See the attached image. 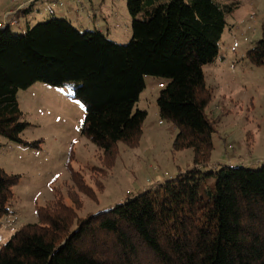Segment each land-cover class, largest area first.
<instances>
[{
	"label": "trees",
	"instance_id": "obj_1",
	"mask_svg": "<svg viewBox=\"0 0 264 264\" xmlns=\"http://www.w3.org/2000/svg\"><path fill=\"white\" fill-rule=\"evenodd\" d=\"M125 3L132 23L124 45L54 16L19 35L10 24L0 25V136L40 149V141L22 138L30 124L23 119L18 92L37 83L65 87L84 107L81 134L101 152L104 179L118 144L139 145L147 112L136 105L145 77H153L161 85L159 117L177 129L173 148L190 150L192 167L78 218L77 194L95 197L83 174L73 169L75 155L69 150L73 206L60 194L38 206V223L23 225L0 245V264H264V165L210 164L215 129L206 114L211 93L203 69L216 63L226 17L237 5L222 0ZM247 57L264 67V22L261 39ZM19 179L0 167V220L9 214ZM90 179L102 189L95 176Z\"/></svg>",
	"mask_w": 264,
	"mask_h": 264
},
{
	"label": "rangeland",
	"instance_id": "obj_2",
	"mask_svg": "<svg viewBox=\"0 0 264 264\" xmlns=\"http://www.w3.org/2000/svg\"><path fill=\"white\" fill-rule=\"evenodd\" d=\"M21 1L0 0V25L10 24L15 35L54 16L70 20L81 32H101L120 45L131 39L132 18L125 0H37L23 8L19 7ZM222 1L235 3L237 8L226 17L216 63L203 69L211 93L206 114L215 129L210 164L258 169L264 165V67L254 65L247 51L261 39L264 0ZM10 10L14 13L8 14ZM18 10L22 12L14 15ZM158 83L156 78L145 77V88L136 105V109L147 112L139 145L129 148L118 144L114 166L104 179L101 152L81 134L84 107L69 97L68 89L37 83L18 92L23 119L30 124L22 138L41 143L40 149H31L0 136V167L7 174L20 176L12 188L9 214L0 220V245L23 225L37 224L38 206H46L55 194L73 206L68 193L76 189L66 169L71 149L75 155L71 165L83 174L95 197L77 194L78 218L107 210L192 167L191 151L173 148L177 129L159 117ZM93 166L96 169L89 174ZM90 176L96 177L102 189L94 185Z\"/></svg>",
	"mask_w": 264,
	"mask_h": 264
},
{
	"label": "built area",
	"instance_id": "obj_3",
	"mask_svg": "<svg viewBox=\"0 0 264 264\" xmlns=\"http://www.w3.org/2000/svg\"><path fill=\"white\" fill-rule=\"evenodd\" d=\"M20 1V0H18ZM37 0H23L20 4L21 7H25V6H28L32 3H35ZM159 87H161V85H159Z\"/></svg>",
	"mask_w": 264,
	"mask_h": 264
},
{
	"label": "crops",
	"instance_id": "obj_4",
	"mask_svg": "<svg viewBox=\"0 0 264 264\" xmlns=\"http://www.w3.org/2000/svg\"><path fill=\"white\" fill-rule=\"evenodd\" d=\"M58 1H60V0H58ZM19 7H21V6H19ZM23 8V7H22ZM14 13V10H10V11H8V14H13ZM160 180V179H159ZM161 181V180H160Z\"/></svg>",
	"mask_w": 264,
	"mask_h": 264
}]
</instances>
